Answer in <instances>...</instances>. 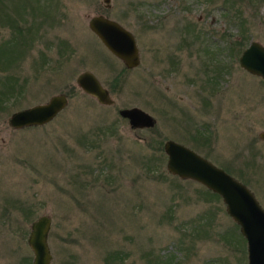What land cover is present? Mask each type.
Instances as JSON below:
<instances>
[{
    "label": "rangeland",
    "instance_id": "374dc122",
    "mask_svg": "<svg viewBox=\"0 0 264 264\" xmlns=\"http://www.w3.org/2000/svg\"><path fill=\"white\" fill-rule=\"evenodd\" d=\"M263 10L264 0H0V49L12 60L0 54V79L17 81L0 100V264H32L27 238L41 214L51 264H248L222 198L169 173L163 149L166 139L194 149L264 208V80L233 47L242 34L244 47L264 44ZM95 14L133 32L138 65L106 48L88 24ZM85 69L113 103L79 88ZM59 93L69 100L51 120L8 124ZM131 106L154 124L131 126L119 113Z\"/></svg>",
    "mask_w": 264,
    "mask_h": 264
},
{
    "label": "water",
    "instance_id": "95a60500",
    "mask_svg": "<svg viewBox=\"0 0 264 264\" xmlns=\"http://www.w3.org/2000/svg\"><path fill=\"white\" fill-rule=\"evenodd\" d=\"M103 2L106 6L111 5V0ZM88 24L106 48L121 59L126 67L139 64L140 52L133 32L103 14L91 16ZM238 60L242 68L264 80L262 42L251 40ZM75 81L82 91L94 96L100 103H113L111 92L91 70L79 72ZM68 100L67 93L54 94L45 102L13 111L7 122L12 127L45 123L64 108ZM119 113L128 118L134 127L149 126L155 122L154 117L139 106L120 108ZM164 152L167 155L166 169L169 173L182 179L196 180L221 196L227 212L240 224V231L246 237L248 264H264V208L253 191L224 168L181 142L166 139ZM50 227L51 218L47 214H41L31 222L27 240L33 250L32 264H51L48 244Z\"/></svg>",
    "mask_w": 264,
    "mask_h": 264
},
{
    "label": "trees",
    "instance_id": "16d2710c",
    "mask_svg": "<svg viewBox=\"0 0 264 264\" xmlns=\"http://www.w3.org/2000/svg\"><path fill=\"white\" fill-rule=\"evenodd\" d=\"M242 27H244L243 24H242ZM246 39H247V37H245V35L242 34V38H237L234 40L233 47L235 45V46H238L239 50L243 49L245 44H246V41H247ZM0 54L2 55V58H3V61L5 64L8 65V63L12 61V60H10L11 59V50L6 46V44L4 45V47L2 49H0ZM16 59H17V57H16ZM16 84H17V81L14 78L13 74L4 75L0 79V100H4V101L9 100L12 96V93L15 91L14 88H15ZM199 137L201 139V135H199ZM202 140H205V139H202ZM159 149L161 151L162 148H159ZM163 151H164V149H163ZM153 155L154 154L152 152H150V154L147 156V159L148 160L154 159ZM209 192L215 196L221 197L218 193H216L214 191H212V192L209 191Z\"/></svg>",
    "mask_w": 264,
    "mask_h": 264
}]
</instances>
